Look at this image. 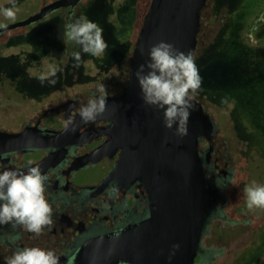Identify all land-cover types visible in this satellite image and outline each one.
Segmentation results:
<instances>
[{"label": "flooded vegetation", "instance_id": "1", "mask_svg": "<svg viewBox=\"0 0 264 264\" xmlns=\"http://www.w3.org/2000/svg\"><path fill=\"white\" fill-rule=\"evenodd\" d=\"M47 2L42 0L36 10ZM88 3L80 0L30 24L0 31V172L38 166L48 177L45 196L53 208L52 224L38 236L22 226L0 224V264L25 247L52 250L59 264H74L88 242L114 237L151 216L148 183L131 175H110L121 152V147L110 143L113 121L85 123L80 117L81 108L101 95V84L106 86L107 96L124 92L137 38L131 51L118 54L116 62L86 64L81 46L67 32L79 20V8ZM256 28L264 29V19ZM76 52L81 53L78 67L73 59ZM117 64L118 72L110 74ZM41 76L57 82L41 86ZM193 97L214 124L210 138H199L198 150L205 176L215 185L214 207L205 221L194 264H214L224 250L246 249L257 241L263 254L264 208H249L244 192L253 182L260 185L248 173L249 156L203 100ZM22 133L24 139L17 140ZM216 244L220 249L214 248ZM89 264L137 263L120 259Z\"/></svg>", "mask_w": 264, "mask_h": 264}, {"label": "water", "instance_id": "2", "mask_svg": "<svg viewBox=\"0 0 264 264\" xmlns=\"http://www.w3.org/2000/svg\"><path fill=\"white\" fill-rule=\"evenodd\" d=\"M79 1L50 0L26 18L1 26L0 31L30 24ZM206 1H149L130 56L128 85L121 94L106 96V112L97 119L113 121L110 143L121 147L110 175H131L146 181L151 192V216L114 237L88 242L74 264L120 259L137 264H194L215 192L214 183L205 176L199 138H210L214 124L202 103L193 97L188 135L176 136L175 125L171 130L164 127L162 110L144 103L135 72L148 62L150 47L160 41L194 56ZM24 137L22 133L15 138ZM174 244L180 247L171 255Z\"/></svg>", "mask_w": 264, "mask_h": 264}, {"label": "clouds", "instance_id": "3", "mask_svg": "<svg viewBox=\"0 0 264 264\" xmlns=\"http://www.w3.org/2000/svg\"><path fill=\"white\" fill-rule=\"evenodd\" d=\"M11 7L0 11L8 19H15V0ZM69 39L81 46L85 54L99 56L109 45L103 38V29L98 23L83 18L68 26ZM148 62L139 65L135 72L142 99L148 106L163 112L164 127L168 130L175 125V135H188V120L193 108L192 99L202 85V77L191 52L179 51L173 44L160 41L148 52ZM74 66H79L81 53L73 54ZM41 86L55 85L54 79L41 76ZM101 94L81 108L83 122H93L106 112L107 89L101 84ZM48 177L38 166L26 171L9 169L0 172V224L22 226L37 236L52 224L53 208L45 196ZM249 208H264V186L256 185L244 190ZM179 244L172 245L173 253ZM171 255L169 259H171ZM6 264H59V257L52 250L39 247H25L17 250Z\"/></svg>", "mask_w": 264, "mask_h": 264}, {"label": "rangeland", "instance_id": "4", "mask_svg": "<svg viewBox=\"0 0 264 264\" xmlns=\"http://www.w3.org/2000/svg\"><path fill=\"white\" fill-rule=\"evenodd\" d=\"M88 2L87 5L85 4L87 7L79 8L77 16H79V20L86 18L98 23L103 29V38L108 43L109 47L105 53L99 56L84 54V62L86 64L116 62L118 54L123 55L126 52L129 53L131 51L135 38L137 37L138 29L141 26L143 16L146 12L145 9L147 10L146 7L148 6L147 4H149V0H88ZM41 3L42 0H15V19L6 18L3 15V12L0 11V26L26 18L32 14ZM11 6V0H0V10ZM263 6L264 4L261 6L260 10ZM205 36H207V33H205ZM261 39H264V37H261ZM235 43H237L236 50H231L234 46V44H232L231 48L228 45L226 49H220V52L218 53L219 57H222L223 59L225 57V60L231 68L239 66V61L246 56V54L240 50L242 43L239 41ZM258 45H260L259 47L261 49L264 48V43H259ZM77 47H80L79 44ZM222 47L225 46L223 45L221 48ZM236 53H240V57H238V54ZM211 54L212 58H214L215 52H211ZM260 58H262V62L258 66L257 64L253 65L254 61L252 64L250 63V65L249 63L245 65L244 62L242 63L243 75H246L247 73H252L253 75L256 74V78L253 80H249L240 74L242 82H252L249 87H246V84L244 83V85L232 86L231 82L233 81L235 74L231 75L230 73V76L227 77L226 84L229 86V89H239L236 95L239 96V98H237L238 105H235L231 98L229 99L230 93L227 97H221L218 104L215 103L213 105L204 100L203 102L215 115L218 122L225 130H227L229 136L238 139L239 147L243 149L245 153L244 155L247 157L249 156L250 159L247 160L246 166L248 167V173L251 174V179L258 181L261 186H264V89L260 87V82L264 81L263 53L260 55ZM254 59L255 56L253 57V60ZM120 64L115 65L111 69L113 71L110 70V74H113L115 70L118 72ZM204 70L206 71V69ZM100 75H102V73ZM107 77H109V74ZM214 82H216V78L214 79ZM238 110L239 112L237 113ZM232 142L233 140L230 141V143ZM234 142L236 143V141ZM246 188L247 187H244V190ZM236 199L246 203V200L241 196L240 198L237 196ZM241 206L244 207V205ZM216 228L214 229L216 230ZM214 248L220 249L217 247V244ZM261 249V242L258 243L257 241L253 242L251 246L246 249L240 247L238 249H230L229 251L224 250L213 263L264 264V253L260 254ZM229 252H232L231 256ZM236 259L237 261L233 262Z\"/></svg>", "mask_w": 264, "mask_h": 264}, {"label": "trees", "instance_id": "5", "mask_svg": "<svg viewBox=\"0 0 264 264\" xmlns=\"http://www.w3.org/2000/svg\"><path fill=\"white\" fill-rule=\"evenodd\" d=\"M263 4L264 0L206 1L201 12V27L194 53L195 63L202 77V85L193 96L214 105L215 103H219L218 101L221 100V97H227L230 93L229 99L231 98L233 103L238 105L237 98H239V96L236 95L239 89L235 88L230 90L229 86L226 84V80L227 77L230 76V73L231 75L235 74L231 82L232 86L246 84L245 86L249 87L252 82H242L240 74L249 80L256 78V74H242V63L244 62V65L249 63L250 65V63L252 64L254 61L253 65L257 64L258 66L262 62V58H260L262 53L264 57V48L261 49L259 47L260 45H258L259 43H263V39H261V37H263L262 29L256 28L253 30V37L255 40L251 41L248 37V31ZM205 33H207V36H205ZM238 41L242 43L240 50H242L241 52L246 54V56L244 58L242 57L243 59L239 61V66L231 68L225 60V57L224 59L219 57L218 53L220 49H226L228 45L231 48L232 44H234V46L231 50H236L237 43L235 42ZM220 45H224L225 47L221 48ZM211 52H215L214 58H212ZM240 53H236L238 57H240ZM254 56L255 59L253 60ZM204 69H206V71ZM215 78L216 82H214ZM260 87L264 89V81L260 82ZM238 112L239 110L237 113Z\"/></svg>", "mask_w": 264, "mask_h": 264}, {"label": "built area", "instance_id": "6", "mask_svg": "<svg viewBox=\"0 0 264 264\" xmlns=\"http://www.w3.org/2000/svg\"><path fill=\"white\" fill-rule=\"evenodd\" d=\"M264 19V6L261 10H259V13L257 14L256 18L254 19V22L252 24V26L250 27L249 31H248V37L251 41L254 40V37H253V30H254V27L255 25L257 24V22L261 21Z\"/></svg>", "mask_w": 264, "mask_h": 264}, {"label": "crops", "instance_id": "7", "mask_svg": "<svg viewBox=\"0 0 264 264\" xmlns=\"http://www.w3.org/2000/svg\"><path fill=\"white\" fill-rule=\"evenodd\" d=\"M261 31H262V36L264 37V29H262Z\"/></svg>", "mask_w": 264, "mask_h": 264}]
</instances>
